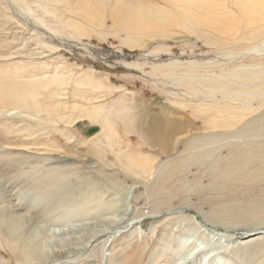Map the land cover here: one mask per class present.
Here are the masks:
<instances>
[{
	"label": "rangeland",
	"instance_id": "obj_1",
	"mask_svg": "<svg viewBox=\"0 0 264 264\" xmlns=\"http://www.w3.org/2000/svg\"><path fill=\"white\" fill-rule=\"evenodd\" d=\"M194 2L216 0H0V264H264V26L225 43ZM108 108L130 122L112 148L77 118ZM151 114L179 129L167 153L136 132Z\"/></svg>",
	"mask_w": 264,
	"mask_h": 264
},
{
	"label": "bare ground",
	"instance_id": "obj_2",
	"mask_svg": "<svg viewBox=\"0 0 264 264\" xmlns=\"http://www.w3.org/2000/svg\"><path fill=\"white\" fill-rule=\"evenodd\" d=\"M179 1H181V0H179ZM163 3H166V0H163ZM194 4H195V8H193L191 10L182 7V5L177 6V10L180 12L182 18L190 24H196V25L204 24L205 27L211 28L213 30L214 29L217 30L218 35L222 36V39L225 41V43L231 39H234V40L238 39L237 34H238V31L240 28L238 26L234 25L235 21H237V23H240L243 20H247V24L245 26V29L243 30L244 32L246 30L250 29L253 22L257 23V27L255 28V30L258 28H262L264 26V17H263L264 11L258 9V7H261V8L263 7L264 1L262 3L260 0H216V2L214 3L215 4L214 8L212 9V7H211V10L204 7L203 5L197 4L196 2H194ZM232 7L236 8L237 11L235 12L232 9ZM30 9L31 8H29V6H28L29 11H30ZM168 12H169L168 7L157 6L154 14H155V17H159V16L167 17ZM142 18L148 19V15L144 14V15H142ZM255 30H254V33H252V37H255L259 33H261V32L255 33ZM263 31L264 30H262V32ZM100 79L95 78V77H93V78L89 77V80L91 83L96 84V85H102L104 87H109L105 84L106 82H104V80L102 82ZM191 79H193V78H191ZM107 81H108V79H107ZM16 96L18 97L17 93H15L14 98ZM233 109L234 108L225 106V107L219 108V109L213 108L212 111L214 110V112L227 113L228 111H231ZM102 110H104V109H100V111H102ZM209 110L210 109L208 107L203 108V111H209ZM104 111L107 112V114L101 113L100 117H98V116L90 117V116L80 115L77 118L85 117L90 122H94V121H97L100 119V121L102 122L101 125L93 124V125L99 126V131L94 133L93 135H97L98 133L103 131L105 137L108 139V146H110V148H112L116 145V142H115V139H116L115 134L116 133L114 131V123H115L116 119L120 120L122 122V125L124 126V128L128 131L129 124H130L129 117L127 115H124L121 108L118 109L119 114L114 113L112 108H108V110H104ZM122 113L124 116L122 115ZM0 114H2V113L0 112ZM144 116L141 115V117H138V115H136V117H137V119H136V124H137L136 132L139 134V139L141 140V143H143V144L147 143L150 146L156 145L160 149H162V151H165V153L169 152V149L171 148L170 147L171 139L173 138V136L176 133L179 132V129H175V130L172 129V127H171L172 122L169 121L168 118L166 119V117L162 114H153V115L151 114L149 121L146 123V125H143L141 123L145 122V120H146L144 118ZM75 120L76 119L74 118L72 121L75 122ZM224 125L228 126V127L233 126L232 123H228V124L225 123ZM118 134H120V132ZM93 135H91V136H93ZM156 139H158L159 141ZM174 145H175V143H174ZM119 158L122 160L123 163L127 164L131 169H134V171H136V172L146 173L151 169L150 164H151L152 158L150 157V155L137 154V152H136V157L130 158L126 152H125V154L122 152ZM257 171H259V173H257V174L251 173L250 176L256 177V176L264 173V167L257 169ZM14 210L16 211L17 209H14ZM23 215H25V213H22V215L19 214L18 218H16L17 216L16 217L13 216L14 219H12V217H11L12 221L9 223H10V225L14 226L13 230H11V231H13V232L15 230L20 231L21 228H23V225H24L23 221L24 220L20 221V220H22ZM13 221H14V223H13ZM18 221L20 223L16 224L15 222H18ZM9 223H7V224H9ZM58 230H60V229H58ZM18 232L16 234H18ZM13 235L15 236V233ZM215 236H218L216 239L221 238L219 236V234H215ZM35 237H36V235H35ZM50 239H46V241H44L46 246H48L47 242H49ZM188 242L189 241L187 240L185 242H182L181 244L183 246H186L188 244ZM198 244L199 243L196 242L192 246L193 248H195V251L199 250ZM27 248L30 250V247H27ZM192 250H194V249H192ZM192 250L189 252L190 254H192ZM213 253L214 252L212 249L205 251V252H203V251L200 252L198 254V256L199 257L202 256V257L199 259V263L201 264L207 257L211 258ZM211 261H212V264L213 263L214 264H216V263L217 264H232V261L230 259L222 257L221 254H218V255H215L214 257H212Z\"/></svg>",
	"mask_w": 264,
	"mask_h": 264
},
{
	"label": "water",
	"instance_id": "obj_3",
	"mask_svg": "<svg viewBox=\"0 0 264 264\" xmlns=\"http://www.w3.org/2000/svg\"><path fill=\"white\" fill-rule=\"evenodd\" d=\"M98 131H99V126L92 125V126L88 127V129L86 130V135L91 136Z\"/></svg>",
	"mask_w": 264,
	"mask_h": 264
}]
</instances>
